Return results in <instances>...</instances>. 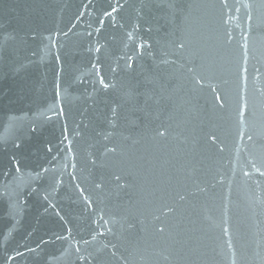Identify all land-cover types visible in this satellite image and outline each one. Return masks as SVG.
Instances as JSON below:
<instances>
[{
  "label": "water",
  "instance_id": "water-1",
  "mask_svg": "<svg viewBox=\"0 0 264 264\" xmlns=\"http://www.w3.org/2000/svg\"><path fill=\"white\" fill-rule=\"evenodd\" d=\"M0 264H264V0H0Z\"/></svg>",
  "mask_w": 264,
  "mask_h": 264
}]
</instances>
